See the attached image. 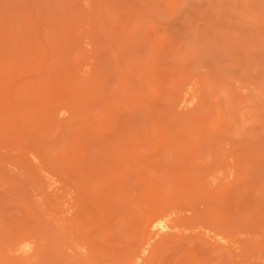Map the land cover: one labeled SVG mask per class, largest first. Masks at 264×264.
Listing matches in <instances>:
<instances>
[{
	"label": "rangeland",
	"instance_id": "1",
	"mask_svg": "<svg viewBox=\"0 0 264 264\" xmlns=\"http://www.w3.org/2000/svg\"><path fill=\"white\" fill-rule=\"evenodd\" d=\"M144 247L264 264V0H0V264Z\"/></svg>",
	"mask_w": 264,
	"mask_h": 264
},
{
	"label": "bare ground",
	"instance_id": "2",
	"mask_svg": "<svg viewBox=\"0 0 264 264\" xmlns=\"http://www.w3.org/2000/svg\"><path fill=\"white\" fill-rule=\"evenodd\" d=\"M170 229H172V227L166 224L163 220L157 219L156 217L151 218V220L148 221L146 225V230L150 233L145 242L146 247H149L152 244V241H154V239L160 237L163 234L168 233ZM146 247H144L142 251L138 255H136L132 260H129L125 264H140L141 255L144 254ZM22 249L24 250V252L28 251L29 246L25 244Z\"/></svg>",
	"mask_w": 264,
	"mask_h": 264
}]
</instances>
